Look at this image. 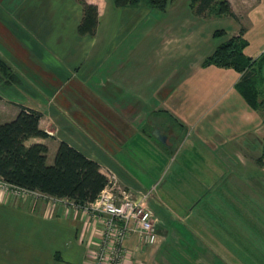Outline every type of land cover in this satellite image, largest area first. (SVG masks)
<instances>
[{
	"label": "crops",
	"instance_id": "0c3cea01",
	"mask_svg": "<svg viewBox=\"0 0 264 264\" xmlns=\"http://www.w3.org/2000/svg\"><path fill=\"white\" fill-rule=\"evenodd\" d=\"M86 2L98 9L93 36L78 33L83 13L76 0H0V60L6 64L9 78L5 80L6 74L0 72V121L14 120L21 108L34 110L41 115L39 128L48 135L30 139L26 146L45 145L48 160L50 148L57 150L65 142L98 163L104 176H108L105 169L113 174L115 183L134 194L149 192L152 181L138 175L134 166L143 146L150 142L131 127L134 123L142 128L150 117L171 109L166 115L176 113L182 127L190 129L181 150L186 148L182 151L200 165L208 161L210 168H218L217 160L229 161L232 156L237 157V165L256 163L239 155L243 136L251 133L264 138L259 115L235 89L241 76L233 70L202 66L218 43L214 32L224 29L231 37L239 29L233 19L199 18L186 14L184 6H177L183 12L177 15L172 3L165 13L151 18L143 6L118 8L114 0ZM251 10L250 26L244 34L248 42L245 54L255 60L264 52V0H258ZM146 49L153 52L150 61L140 55ZM160 86H168L161 97L153 94ZM80 92L87 97L79 100ZM166 97L171 99L167 109L161 103L147 108L148 102H161ZM97 99L110 107L106 120L120 128L118 133L102 126L103 121L95 119L80 102L97 103ZM70 101L81 111L77 108L71 113ZM90 125L105 128L99 130L102 136ZM149 125L166 137L165 144L154 139L169 150L175 135L167 133L166 127L164 131L157 124ZM154 146L155 153L166 155ZM259 174L264 176V169ZM233 175L228 181L234 182ZM229 194L233 196L234 191ZM13 196L0 190V264L91 263L101 238L97 221L74 212L60 199L40 197L33 201L30 196ZM151 200L150 208H167L161 197L153 195ZM222 209L228 213L230 208ZM250 211L235 208L244 220L245 214L250 218ZM159 212L161 223L169 228L174 218L169 220L162 210ZM135 241L132 234L124 246L131 249ZM157 256L158 252H145L141 259L144 264H159ZM250 261L264 264V255H251ZM243 262L236 259L235 264H246Z\"/></svg>",
	"mask_w": 264,
	"mask_h": 264
},
{
	"label": "rangeland",
	"instance_id": "374dc122",
	"mask_svg": "<svg viewBox=\"0 0 264 264\" xmlns=\"http://www.w3.org/2000/svg\"><path fill=\"white\" fill-rule=\"evenodd\" d=\"M227 1L232 12H236L234 13L236 19L229 16L215 17L214 12L206 14L203 17L231 18L239 26L237 32L231 37L227 36L226 30L221 29L220 31H223L225 35L217 41V44L237 36L241 27L247 31L246 28L250 26L249 16L252 13L251 8L258 2V0ZM172 4L176 6L175 12L177 15H183L182 10L176 9L179 8L177 6H184L186 14L191 13L195 16L190 7L191 0H176ZM141 6L143 5L138 7ZM148 11L151 14V18L160 14L157 10L149 9ZM151 18H149L150 21H152ZM152 54L153 52L146 49L140 55L145 60L148 59L150 61ZM6 71L5 67L0 66L2 75L6 74ZM238 74L241 76L240 73ZM4 76L6 77L7 74ZM256 76L258 77L255 78L256 88L259 91L258 101L260 102L261 100L263 103L255 112L259 115V119L264 125V82L261 81L258 75ZM262 76L264 78V69ZM8 79L7 77L5 78V80ZM167 87L160 86L158 90L153 89V94L157 95L158 93V96L161 97L165 95ZM83 96L87 97L84 93L80 92L79 100H82ZM168 97L164 100L162 99L161 102H157L156 100L148 102L147 108L149 110L153 109L161 103V106L167 109L166 106L171 100ZM97 100V103L92 100L80 102L95 119L99 118L103 121H101L102 126L106 127L107 130L114 129L119 131L120 128L117 125H113L114 127H112L106 120V113L110 107L102 99ZM70 103L72 104V107L69 108L71 113H75L77 108L81 111V108L74 101H70ZM167 110L171 111V109ZM167 110H162L165 113H159L158 117L155 116L156 114L150 117L148 119L149 123H145L142 128H136L134 123L132 127L130 126L132 129L139 130L138 133L143 135L145 141L150 142L149 145L145 144L143 146L141 153L136 159L137 164L134 168L137 169L138 175L147 176V179L152 181L153 185L150 188L153 187V190L134 194L129 188H125L120 183H115V176L105 169V172L107 171L108 173L106 178H109L110 185H114L115 201L121 200L124 196H129L132 200L144 197L142 201L143 212L150 214L148 230L141 229L142 223L138 219L130 224V226L132 225L131 230L128 232L126 239L134 234L136 241L131 249L124 246L123 243L122 249L129 261L127 264H144L141 256L145 252H152L153 254L158 252L159 264H235L236 259L242 260L246 264H254L253 261H250L251 255H264V176L258 175V172L264 169V158H262L264 138L260 139L259 135L255 136L250 133L243 136L239 141L240 154H238L241 158H245L246 156L253 160V162L256 161L253 165L244 166L240 163L237 165V157L232 156V159L229 161L217 160L218 168H215V166H211L210 168L208 161H205L206 165H200L197 159H191L186 155L185 151H182L186 149L187 143L183 146L185 149L181 150L180 147L183 141H185L187 134H189L188 131L190 129L182 127L184 123H182V120L176 113L175 115L172 112V116L169 113V115H166ZM80 117L77 116V119ZM80 119L83 121L82 117ZM150 123L157 124L162 129L166 127L167 133L175 135L176 138H174L173 146L169 150L165 149L153 138L154 131L150 127ZM102 126L90 125L99 136H102L99 130L105 131V128ZM165 129L163 130L165 131ZM116 131L113 132L118 133ZM129 134L127 133V136ZM117 139H121L120 136ZM154 145L159 146L163 152H167L166 155L155 153L157 148ZM56 151V149L53 150V147L50 148L47 160L48 165L53 164ZM129 164L132 165V163ZM233 172L232 178L235 177V180L234 182H230L228 181V177ZM233 186L234 190H232ZM230 191L231 193L234 191L233 196L229 194ZM153 195L161 197L167 204V208H154L156 207L154 203V207L150 208L152 204L151 197L153 198ZM18 196V198L22 199L27 198V196ZM31 199L36 201L40 197L31 196ZM222 208L230 209L227 213ZM231 208H234V211ZM235 208H251L250 218L245 214L247 220H244L243 216L235 213ZM159 210H162V215L167 216L169 220L174 218L175 222L171 223L169 228L163 221L161 223V212ZM90 211L92 212V210ZM78 212L84 213L82 208ZM88 215L93 221L99 223L100 230L102 231L101 225L102 223L104 224V218L105 216L108 217V215L102 216L99 212H92ZM232 217H234L233 220ZM148 234L155 236L154 242L150 243L146 241ZM96 248H98V245H96L94 250Z\"/></svg>",
	"mask_w": 264,
	"mask_h": 264
},
{
	"label": "trees",
	"instance_id": "16d2710c",
	"mask_svg": "<svg viewBox=\"0 0 264 264\" xmlns=\"http://www.w3.org/2000/svg\"><path fill=\"white\" fill-rule=\"evenodd\" d=\"M82 7V19L78 26L80 35L93 36L97 28L98 9L86 0H76ZM176 0H114L118 8L138 7L164 13L169 3ZM191 10L197 17L214 12L215 17L229 16L236 19L227 0H191ZM246 30L241 27L239 34L216 45L214 51L202 63L203 67L229 69L241 74L235 85L236 91L245 103L257 111L262 106L258 101L256 88L258 75L264 78V52L257 58L246 56L248 42L244 39ZM217 30L213 37H224ZM1 61V60H0ZM1 67L6 68L4 62ZM40 113L20 109L16 118L8 123L0 121V179L7 185L46 197L73 201L79 206L93 203L101 192L109 186V180L100 171V166L83 153L61 142L57 148L52 165L47 164L48 149L42 144L26 146L33 138L45 139L48 135L39 128ZM52 134V132H50ZM152 135V134H151ZM154 138V137H153ZM264 158V151L262 154Z\"/></svg>",
	"mask_w": 264,
	"mask_h": 264
},
{
	"label": "built area",
	"instance_id": "2783aa9c",
	"mask_svg": "<svg viewBox=\"0 0 264 264\" xmlns=\"http://www.w3.org/2000/svg\"><path fill=\"white\" fill-rule=\"evenodd\" d=\"M114 185H110L101 192L98 198L91 204L85 206H79L73 201L60 199L62 204L70 207L74 212H78L80 208L83 209L84 214H90L92 212H99V214L108 215L105 216L104 224L102 223L101 238L98 242V248L92 252V261L90 264H127L129 261L123 252V243L127 237L128 232L131 230L130 224L135 222L136 219L142 223V228L149 229V217L148 212H143L141 199L132 200L129 196H124L121 200L115 201ZM0 190L13 193L16 197L20 196H37L45 197L39 193L28 192L20 189L13 188L0 179ZM131 191V190H130ZM92 210V212L90 211ZM143 212V213H142ZM95 216V215H94ZM154 235H147V242H154Z\"/></svg>",
	"mask_w": 264,
	"mask_h": 264
},
{
	"label": "water",
	"instance_id": "95a60500",
	"mask_svg": "<svg viewBox=\"0 0 264 264\" xmlns=\"http://www.w3.org/2000/svg\"><path fill=\"white\" fill-rule=\"evenodd\" d=\"M153 131H154L153 136L155 137V139L158 142H160L161 144H165L166 137L161 135L160 132L157 129H155Z\"/></svg>",
	"mask_w": 264,
	"mask_h": 264
}]
</instances>
